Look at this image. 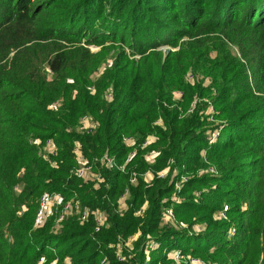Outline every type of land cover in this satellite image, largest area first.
<instances>
[{"label": "trees", "instance_id": "1", "mask_svg": "<svg viewBox=\"0 0 264 264\" xmlns=\"http://www.w3.org/2000/svg\"><path fill=\"white\" fill-rule=\"evenodd\" d=\"M76 148L91 179L74 174ZM44 193L89 220L54 210L36 226ZM176 251L264 264V0H0V264H177Z\"/></svg>", "mask_w": 264, "mask_h": 264}, {"label": "built area", "instance_id": "2", "mask_svg": "<svg viewBox=\"0 0 264 264\" xmlns=\"http://www.w3.org/2000/svg\"><path fill=\"white\" fill-rule=\"evenodd\" d=\"M189 80L193 81V76L190 74L188 75ZM182 94L179 93L178 97H181ZM193 109L190 110V112H192ZM216 113V110L214 108V106L209 103V110H208V114H211L210 120L211 122H216L214 115ZM90 120V121H89ZM84 122H88L89 126L88 127H84V131L91 133L93 132V129L96 127L95 123L93 122V120L90 117H84L83 119ZM91 124V125H90ZM220 137V130L216 129L212 134H211V142H215L218 138ZM126 142L130 145L134 144L135 140L133 138H127ZM150 143V140L146 141L144 146H147ZM45 148H47V151L49 152L50 155H56L57 153V146L54 144V142L52 140H48L47 143L45 144ZM75 153L77 154L78 160H79V168H76V170L74 171V174L77 175L79 178L88 180L92 178V167L88 164V162L86 161V159H84L81 155V151L79 150V148L75 149ZM133 156V155H131ZM155 157V155H149L148 159L152 160ZM101 163L108 169H118L124 172V166H119L117 164V161L115 160V158L109 156L108 154L104 155L101 159ZM169 170H164L161 171L159 173H157V176L159 178H165L168 175ZM207 173H215L216 169L214 167H210L207 169L206 171ZM145 179L149 182L152 178H153V174L151 172H148L144 175ZM99 177V176H98ZM131 183L136 184L137 183V177L132 175L131 176ZM186 181V178L183 177L182 178V182ZM178 188H180V185L177 186ZM128 192H126L124 194V198L123 200H126L128 198ZM54 210H58L59 211V216H58V223H61L65 217L69 214V213H74V211H76L75 213H77V215H79L80 217V221L81 222H87L89 220L90 217V212L88 209H83L79 203L77 202H65L62 195L58 194V193H44L40 199V204H39V209L37 212V219H36V226H42L44 221L47 219V217L49 215H51L53 213ZM95 218H96V228L95 231L96 232H100L102 226L105 224V217L104 214L101 212H97L94 214ZM164 223H173L174 222V212L172 209H167L165 211L164 214V219H163ZM134 239H131V241L127 244L128 246H131L132 241ZM154 248V246H153ZM118 257L119 259L122 261L124 259L121 249L118 250ZM172 258L173 260L177 263V264H181L183 263V261H185L188 264H203L200 260L196 259V258H191V257H184L182 255V253L180 251H176L172 254ZM188 258V259H187ZM42 263V261H41ZM53 264H57V261H55V263ZM64 264H69V261L66 260V262ZM102 264H108V259L104 258L102 261Z\"/></svg>", "mask_w": 264, "mask_h": 264}, {"label": "rangeland", "instance_id": "3", "mask_svg": "<svg viewBox=\"0 0 264 264\" xmlns=\"http://www.w3.org/2000/svg\"><path fill=\"white\" fill-rule=\"evenodd\" d=\"M105 46H107V45H105ZM91 48V50L93 51V52H99L100 50H102V47H96V46H91L90 47ZM160 50H163V51H167V50H171L169 47H161L160 48ZM51 78H52V76H50ZM84 119V118H83ZM83 119H82V121H81V123H80V130H82V131H84V127H88L89 126V124H88V122L86 121V122H84L83 121ZM90 121V120H89ZM91 125V124H90ZM47 143V142H46ZM45 143V144H46ZM38 144V143H37ZM39 144H40V141H39ZM56 145V144H55ZM40 146V145H39ZM41 146H42V144H41ZM42 148H43V152L46 154V155H48V152H47V148H44L43 146H42ZM124 203L122 202V207H124ZM24 210H26V209H24ZM195 229H196V231L197 232H200L203 228L202 227H200V226H196L195 227ZM188 259V258H187Z\"/></svg>", "mask_w": 264, "mask_h": 264}]
</instances>
